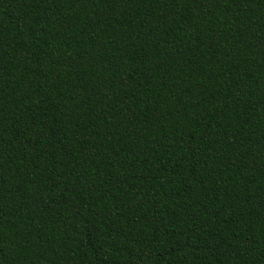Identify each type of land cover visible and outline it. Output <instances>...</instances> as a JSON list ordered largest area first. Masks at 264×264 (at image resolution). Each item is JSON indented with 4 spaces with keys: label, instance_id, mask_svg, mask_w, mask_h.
<instances>
[{
    "label": "trees",
    "instance_id": "16d2710c",
    "mask_svg": "<svg viewBox=\"0 0 264 264\" xmlns=\"http://www.w3.org/2000/svg\"><path fill=\"white\" fill-rule=\"evenodd\" d=\"M0 264H264V0H0Z\"/></svg>",
    "mask_w": 264,
    "mask_h": 264
}]
</instances>
